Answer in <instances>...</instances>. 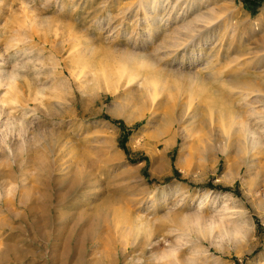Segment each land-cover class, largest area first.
<instances>
[{
    "label": "rangeland",
    "instance_id": "obj_1",
    "mask_svg": "<svg viewBox=\"0 0 264 264\" xmlns=\"http://www.w3.org/2000/svg\"><path fill=\"white\" fill-rule=\"evenodd\" d=\"M0 264H264V0H0Z\"/></svg>",
    "mask_w": 264,
    "mask_h": 264
},
{
    "label": "bare ground",
    "instance_id": "obj_2",
    "mask_svg": "<svg viewBox=\"0 0 264 264\" xmlns=\"http://www.w3.org/2000/svg\"><path fill=\"white\" fill-rule=\"evenodd\" d=\"M220 101V100H219ZM219 103V102H218Z\"/></svg>",
    "mask_w": 264,
    "mask_h": 264
}]
</instances>
